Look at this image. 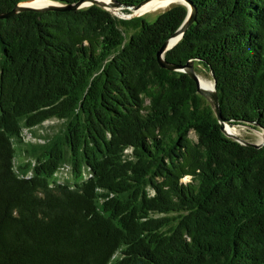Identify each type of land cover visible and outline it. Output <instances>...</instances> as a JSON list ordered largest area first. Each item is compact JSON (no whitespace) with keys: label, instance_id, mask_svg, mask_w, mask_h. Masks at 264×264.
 I'll use <instances>...</instances> for the list:
<instances>
[{"label":"trees","instance_id":"obj_1","mask_svg":"<svg viewBox=\"0 0 264 264\" xmlns=\"http://www.w3.org/2000/svg\"><path fill=\"white\" fill-rule=\"evenodd\" d=\"M190 1L165 60L212 72L223 118L263 131L264 0ZM186 16L0 18V264H264V147L228 137L196 81L157 60ZM47 121L60 128L27 138Z\"/></svg>","mask_w":264,"mask_h":264},{"label":"water","instance_id":"obj_2","mask_svg":"<svg viewBox=\"0 0 264 264\" xmlns=\"http://www.w3.org/2000/svg\"><path fill=\"white\" fill-rule=\"evenodd\" d=\"M35 1V0H34ZM39 1H45L46 4L42 5L40 7H33L26 5L29 2H23L18 4L12 11L4 14H0V18H10L16 14H19L24 11H37V12H45V11H69V10H79L91 5H99L103 9H106L113 13V11H122L124 9H128L132 11L131 14L125 15L123 14L120 16L121 18L124 19H131L134 17H139L135 16L136 12H138L143 6L148 4L151 1L154 0H145L141 2L137 6H124L117 2L116 0H82L76 4H69V5H64L58 2H54L51 0H39ZM163 1V0H161ZM173 2V5L175 4H182L187 8V16L181 25V27L169 38L165 41L161 49L157 53V60L162 69H167L170 71H180L188 74L194 81H196L197 86H198V92L205 97V99L209 102L211 105L217 119L219 120V123L222 125V130L223 132L230 138L236 140L237 142L247 145V146H252L255 148H262L264 147V141L260 143H253L250 141H247L240 136L233 134L227 130V127L233 128L234 125L230 124L228 120H225L222 116V111L220 108V102H219V97L216 89V81H213V89H207L202 86L201 81H200V76L195 70V65L193 61H189L185 66H178L174 64H170L165 60V54L172 50L184 37L185 33L188 31V29L195 24L196 19H197V14L198 10L197 7L190 1V0H166ZM114 14V13H113ZM116 15V14H115ZM119 16V15H117ZM211 76L214 77V74L211 72ZM252 127V126H251ZM264 131V130H263Z\"/></svg>","mask_w":264,"mask_h":264},{"label":"rangeland","instance_id":"obj_3","mask_svg":"<svg viewBox=\"0 0 264 264\" xmlns=\"http://www.w3.org/2000/svg\"><path fill=\"white\" fill-rule=\"evenodd\" d=\"M168 9H165V10H162V11H159V12L148 13V14H146L144 16L148 17V20L150 22H154L157 19V17L159 16L160 13H163V12H165ZM113 13L116 14V15H119V16L123 15L121 11H119V12L114 11ZM135 16H136V14H135ZM199 76H200V81H201V78H203L204 80L211 81L213 83L212 77H211V75L209 73L199 74ZM202 86L207 88V89H209V87L206 86V85H202ZM60 125H61L60 122L47 121L44 124V128L43 127L42 128H37L35 131H33L32 135H30L31 134L30 131H27V132L25 131V135L27 136L28 139H30L33 142H35V141H38L36 137H38L40 135H46V134L51 135L54 131H57L60 128ZM51 126H52V128H50ZM233 128L236 129L237 132H239L238 136H240L241 138H243V139H245L247 141H250V142H253V143L262 142L261 138H260V135H259V132H263L261 130L248 128V127H244V126H234ZM191 137L196 139V136H195L194 133L191 134ZM39 142H43V140L40 139ZM70 174H71V171L69 170V168H64V169H62L60 171V173L58 174V177H59L60 181L64 183L66 180L69 179ZM189 180H190L189 177H186V178L183 179L184 182H188Z\"/></svg>","mask_w":264,"mask_h":264},{"label":"bare ground","instance_id":"obj_4","mask_svg":"<svg viewBox=\"0 0 264 264\" xmlns=\"http://www.w3.org/2000/svg\"><path fill=\"white\" fill-rule=\"evenodd\" d=\"M45 4H46L45 1L35 0V1L27 3L26 5L33 6V7H40V6L45 5ZM172 5H173V2H170V1L154 0V1H151L148 4H146L138 12H136V16H144L148 13L159 12V11L168 9ZM201 82H202L201 83L202 85L208 86L210 90L213 89V83L211 81H207V80H204L203 78H201ZM227 130L233 134L239 135L238 134L239 132H237V130L234 128L227 127ZM259 135H260L261 141L263 142L264 141V131L259 132Z\"/></svg>","mask_w":264,"mask_h":264},{"label":"built area","instance_id":"obj_5","mask_svg":"<svg viewBox=\"0 0 264 264\" xmlns=\"http://www.w3.org/2000/svg\"><path fill=\"white\" fill-rule=\"evenodd\" d=\"M28 130H26V132H27ZM31 135V134H30Z\"/></svg>","mask_w":264,"mask_h":264}]
</instances>
